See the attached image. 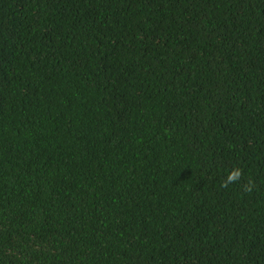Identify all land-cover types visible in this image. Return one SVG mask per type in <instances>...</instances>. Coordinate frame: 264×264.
Listing matches in <instances>:
<instances>
[{
  "label": "trees",
  "instance_id": "obj_1",
  "mask_svg": "<svg viewBox=\"0 0 264 264\" xmlns=\"http://www.w3.org/2000/svg\"><path fill=\"white\" fill-rule=\"evenodd\" d=\"M0 264H264V0H0Z\"/></svg>",
  "mask_w": 264,
  "mask_h": 264
},
{
  "label": "clouds",
  "instance_id": "obj_2",
  "mask_svg": "<svg viewBox=\"0 0 264 264\" xmlns=\"http://www.w3.org/2000/svg\"><path fill=\"white\" fill-rule=\"evenodd\" d=\"M243 175L242 169L239 167H234L232 170L228 172L225 180L222 182L221 187H227L230 183H237L241 176ZM254 187V182L252 180H248V182L242 185V188L245 192H251Z\"/></svg>",
  "mask_w": 264,
  "mask_h": 264
}]
</instances>
